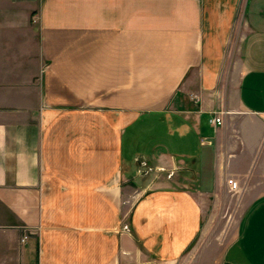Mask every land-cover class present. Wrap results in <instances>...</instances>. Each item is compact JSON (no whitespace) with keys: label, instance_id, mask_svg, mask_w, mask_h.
Instances as JSON below:
<instances>
[{"label":"crops","instance_id":"obj_1","mask_svg":"<svg viewBox=\"0 0 264 264\" xmlns=\"http://www.w3.org/2000/svg\"><path fill=\"white\" fill-rule=\"evenodd\" d=\"M0 264H264V0H0Z\"/></svg>","mask_w":264,"mask_h":264},{"label":"built area","instance_id":"obj_2","mask_svg":"<svg viewBox=\"0 0 264 264\" xmlns=\"http://www.w3.org/2000/svg\"><path fill=\"white\" fill-rule=\"evenodd\" d=\"M211 122L213 124H218V125H221L223 123V118L221 115H217V116H214L212 119H211ZM228 184L230 186V188L234 191V192H237L241 189V186L239 184V182L235 179V178H229L228 179Z\"/></svg>","mask_w":264,"mask_h":264},{"label":"rangeland","instance_id":"obj_3","mask_svg":"<svg viewBox=\"0 0 264 264\" xmlns=\"http://www.w3.org/2000/svg\"><path fill=\"white\" fill-rule=\"evenodd\" d=\"M137 134H141L140 135V142H139L138 146L139 145L144 146L145 144L147 145V142L150 141V138H149V136H147L148 133H147L146 129L141 130V127H139V129L137 130Z\"/></svg>","mask_w":264,"mask_h":264}]
</instances>
